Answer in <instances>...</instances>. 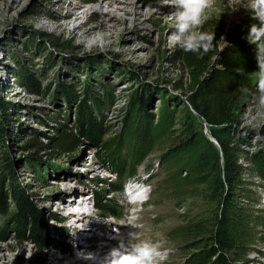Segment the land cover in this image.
<instances>
[{
    "label": "rangeland",
    "instance_id": "1",
    "mask_svg": "<svg viewBox=\"0 0 264 264\" xmlns=\"http://www.w3.org/2000/svg\"><path fill=\"white\" fill-rule=\"evenodd\" d=\"M96 2L0 0V97L13 108L5 139L0 141L12 171L0 152V189L6 194L13 179L32 195L47 223L49 240L41 247L24 235L17 236L8 217L15 206L6 197L7 212L0 218V264H56L55 256L67 253L66 246L76 237V231L74 235L70 232L82 223L65 226L61 194L67 199L76 193L78 201L82 195L93 196L88 204L90 215L80 220L92 223L89 233L96 238L97 247L105 242H110V248L116 246V240L105 239L97 234L99 230H93V221L106 224L105 218L124 214L120 202L123 185L140 171L151 173L146 183L152 185L142 212L144 234L161 232L176 249L166 264H193L191 256L205 243L206 231L219 211V189L215 165L197 171L196 151L177 144L190 134L189 123L195 131L202 130L214 147L219 148V144L208 123L188 104L189 70L167 47L168 13L173 9L161 6L160 0H121L108 7ZM226 3H217L212 12L211 19L217 25L214 42L219 44L224 37L231 45L246 44L255 56V46L247 40L255 20L243 7L240 13L224 11L219 15ZM68 11L74 15L65 16ZM74 16L78 18L74 20ZM32 31H46L69 46L43 49L42 42L38 46L32 42ZM18 64L34 72L39 90L12 76ZM256 70L257 63L249 72L254 85ZM140 93L152 95L142 116L134 97ZM254 96L255 86L227 130L239 164L236 183L227 189L231 195L228 204L234 205L238 215L234 221L240 243L237 264H264V114L252 112ZM83 100L102 122L105 136L112 143L119 140L124 160L121 169L109 157L108 149L98 150L86 140L69 151H37V158L32 157V148L24 146V139L32 133L43 132L40 139L45 141L47 135L56 134L57 125H74L75 112ZM142 123L150 129L144 141L140 140ZM205 146L213 156V148ZM135 161L139 163L134 165ZM53 165L64 170L57 178ZM97 195L108 198L111 211L94 206ZM52 211L56 219H51ZM92 214L99 219L91 218ZM116 226L110 223L104 234L114 232L117 236ZM125 231L123 228L122 233ZM32 255L34 260L30 261Z\"/></svg>",
    "mask_w": 264,
    "mask_h": 264
},
{
    "label": "trees",
    "instance_id": "2",
    "mask_svg": "<svg viewBox=\"0 0 264 264\" xmlns=\"http://www.w3.org/2000/svg\"><path fill=\"white\" fill-rule=\"evenodd\" d=\"M216 29L217 25L212 19L204 25L205 31L213 30L215 34ZM30 38L37 46L42 42L43 49L49 45L69 46L63 39H53L46 31H32ZM171 54L175 60L184 63L189 70L188 85L190 89L186 96L189 106L208 123L210 133L219 144V148L214 147L212 141L202 130L195 131L192 123L187 125L190 134L179 140L177 144V147L196 151L197 171L206 166L210 168L215 165L213 171L217 178L220 197L219 211L208 231H206L205 243L192 254L190 260L193 264H237L236 254L240 248V243L237 240L234 221L238 215L234 205H229L231 195L227 189L232 188L236 183L239 164L235 159L233 139L227 137V130L235 120V112L252 95L255 85L250 80L249 72L256 67V59L252 49L246 44L226 47L216 55L217 59L215 56L214 61L212 57L215 52H209L201 58L196 53L184 52L180 48H176L171 51ZM12 76L32 90H39L40 82L34 77V72L26 66L18 64ZM244 87L250 90L251 95H245L241 92V88ZM134 97L140 115H145L152 95L140 93ZM10 103L4 97H0L1 142L5 139L7 127L12 118L10 114L13 108ZM74 120V125L65 124L64 127L57 125L56 134L47 135L45 141L40 139L41 134H44L43 132L32 133L24 139V146L32 148L34 150L32 157L37 158V151L50 149L54 154L59 151H69L86 140L98 150L106 149L107 151L108 149L109 157L121 169L124 160L122 159V148L119 140L112 143L111 138L105 136V128L102 122L92 114L84 100L78 104ZM141 127H144V131L141 133L140 140L144 141L145 138L147 139L145 132L150 129L146 130L145 123H142ZM197 135H199V139H196ZM205 145L213 148V156L209 155V150ZM0 152L5 159L4 162L7 164L9 172H11V162L8 160L6 147L0 149ZM138 163L139 161H135L134 165ZM52 168L55 172V178L64 172L60 165H53ZM259 174L260 176L263 175L261 172ZM65 177L67 178V176ZM13 181L16 180L12 179L9 183L7 195L2 191L3 189H0V218L7 212L6 199L8 198L15 206L8 217L15 225L17 236L24 235L33 244L43 247L49 242L47 223L37 208L32 195L20 183L15 184ZM107 200L108 198L104 195H97L94 206L101 210L111 211ZM49 215L51 219L57 218L53 211ZM56 240L58 241V239ZM33 260L34 255L30 257V261Z\"/></svg>",
    "mask_w": 264,
    "mask_h": 264
},
{
    "label": "clouds",
    "instance_id": "3",
    "mask_svg": "<svg viewBox=\"0 0 264 264\" xmlns=\"http://www.w3.org/2000/svg\"><path fill=\"white\" fill-rule=\"evenodd\" d=\"M160 5L173 9L168 13L169 34L166 38L170 51L180 48L184 52L196 53L202 58L209 52L216 54L225 47H232L224 37L219 39V44L217 41L214 43L213 30H204V25L212 18V12L217 7V0H160ZM241 7L251 13L253 20L259 22L250 25L247 40L255 46L257 63L252 112L264 114V0H227L219 15L224 11H237ZM241 92L251 95L247 87L241 88ZM150 174L140 171L125 181L120 200L125 208L124 214L120 218L111 217L104 220L105 223H115L126 229L123 233L118 228L114 229L117 233V245L103 254L98 251L77 250L76 259L90 261L92 264H166L176 249L169 246L167 238L161 232L144 235L146 225L142 212L152 192V185L146 183ZM115 178L112 177L113 180ZM91 218L99 219L97 214H92ZM86 227L87 221L76 230ZM76 230L70 234L74 235Z\"/></svg>",
    "mask_w": 264,
    "mask_h": 264
},
{
    "label": "bare ground",
    "instance_id": "4",
    "mask_svg": "<svg viewBox=\"0 0 264 264\" xmlns=\"http://www.w3.org/2000/svg\"><path fill=\"white\" fill-rule=\"evenodd\" d=\"M223 1H227V0H217V3H223ZM93 2H96V4H102V6H103V4H106V6L108 7L111 4H120L121 0H93ZM131 3L135 4L134 2H131ZM75 7L78 8L79 5L77 4V5H75ZM113 7H114V5H113ZM96 9H97V6H96ZM240 10H241V8H239V10H237L235 12L240 13ZM71 15H74L73 11H68L65 16L70 17ZM77 18H78L77 16H74V20H76ZM254 22L257 24L259 23L256 20ZM65 188L68 191H70V189L68 187H65ZM77 196L78 195H76V193H72V195L66 199V198H64L63 194L60 195L59 201H61V203H63L61 210L65 211V214H64L65 216L62 217V219H64L66 221V224H65L66 227H72V226H75L79 222L84 223V221L85 222L87 221V227L83 230H76V237L71 239L70 246H66L67 253L55 256L56 264H92V262H90V261H86V260H82V259H76V257H75L76 251L77 250H84L86 252H97L98 251L101 254H103L104 252H107L111 246L110 242H105V243H102L100 247H97L96 238H91L90 233H89L90 226L92 223H90L89 220H83V219L80 220V217L90 215V213L88 212V204L91 201L90 199L93 198V196H88V198H86V196L82 195L81 201H78ZM94 222H95V220L93 221V224H94L93 230L95 232L97 230H99L100 232L97 234H99L100 236H103L105 239L108 238V240H109L110 238H109L108 234L107 233L104 234V232H105L104 228H106V229L110 228V223H106V224L97 223L96 224ZM116 227L122 233V230L124 227L120 226V225H117ZM108 232H110V231H108ZM101 233H103V234H101ZM110 233L114 234V232H110ZM144 235L146 236V234H144ZM114 236H115V238H112V239L117 241V236L115 234H114ZM81 239H85L87 243L85 245H82V242L80 241ZM112 239H110V240H112Z\"/></svg>",
    "mask_w": 264,
    "mask_h": 264
},
{
    "label": "water",
    "instance_id": "5",
    "mask_svg": "<svg viewBox=\"0 0 264 264\" xmlns=\"http://www.w3.org/2000/svg\"><path fill=\"white\" fill-rule=\"evenodd\" d=\"M216 140V139H215Z\"/></svg>",
    "mask_w": 264,
    "mask_h": 264
}]
</instances>
